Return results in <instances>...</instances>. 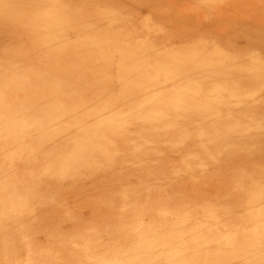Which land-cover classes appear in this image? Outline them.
Listing matches in <instances>:
<instances>
[{
  "label": "bare ground",
  "instance_id": "obj_1",
  "mask_svg": "<svg viewBox=\"0 0 264 264\" xmlns=\"http://www.w3.org/2000/svg\"><path fill=\"white\" fill-rule=\"evenodd\" d=\"M219 1L221 0H0V39L14 42L18 48L21 34H34L35 31L34 43L38 45L44 58V27L41 28L39 24L44 19L51 20L54 25L59 24V27L65 22L76 26L74 32H77V37L99 32L101 27L103 36L132 39L136 28L144 26L153 39L145 42L146 50L142 53L130 51L129 66L139 69L140 63H144L154 66L160 72H169L171 66L168 63L174 60L171 52L177 51L180 54L178 58L192 66L193 77L196 75L206 88L220 86L222 80L219 81V76H228L231 83L226 87L234 89L240 77L250 68L263 67L255 63L254 59L264 60V0H223L225 4L217 6ZM53 6L58 10H53ZM208 9L214 13L213 17ZM54 11H59V15L56 16ZM42 12L44 17L37 16ZM227 13H231V18H228ZM14 27L23 28L24 31L19 33ZM140 43L143 44V41ZM164 43L169 44L171 52L163 54L160 64L161 60H156L153 51L160 50ZM217 44L239 52L241 56L238 63L232 62L223 70L216 68L214 62H219L223 56V48ZM57 46L55 44L47 51L49 58L52 53L59 52ZM103 48L100 50L104 51ZM0 49L9 56L18 50L10 48L6 43H1ZM90 50L84 57H76L75 51H72L76 66L73 71L68 72L65 79L53 83L39 81L31 85L32 89L23 95L31 101L30 108L35 114L41 107L50 108L54 99L61 97L64 86L76 88L83 81L91 83L95 78H102L100 86H94V83L76 89L73 97L69 96V103H65L67 111L81 109L77 112L79 118L89 128H94L96 135L85 141L82 138L84 149L77 152L78 157L65 155L72 152L73 145L71 140L67 141L66 135L56 131L52 137H55L57 144L46 147L50 167L38 168L37 176L41 182L39 188H31L25 171L22 180L25 185L17 184L9 174L5 179H0V254L16 249L3 244L11 233H28L30 238L42 237L47 244H56L61 237H65V240L77 237L78 231L87 225L107 221L111 211H118L117 206H133L141 202L170 204L179 201L178 193L191 200L190 191H186L187 188L182 187V184L187 183L190 187V180L197 171L191 165L192 154L199 155L203 152L211 157L214 163L210 167L208 165L207 172L211 179L219 177L222 183H230L236 179V174H240V167H257L264 173V127L259 119L261 116L255 114V121L252 120L253 105L247 102L248 98L241 96V101H244L250 111L246 115L241 112L238 115L232 113L230 117L239 125L249 129L256 125L257 129L251 135H245L233 133L229 131L230 128L228 130L224 125L216 124L219 131H213L224 136L223 141L218 140L224 147V154L215 155L214 149L218 142L211 145L203 139L206 133L204 128L200 129L198 126L200 118L210 117V109L202 108L204 105L198 101V111L194 118V112L188 105L182 106L181 95L163 93L158 88H155V93H151L147 89L149 85L141 86L142 83L129 84L125 91L117 89L118 85L114 80L103 79L108 74L109 59L106 56L98 57L93 48ZM21 52V56L27 55V51ZM224 58L228 59V56L225 55ZM209 64H214V67L209 69ZM64 66L59 63L51 67V70L60 74ZM40 71L42 74L47 72L44 66ZM170 72L174 80H179L178 71ZM140 93L145 98L143 100L159 96L162 105L148 100L153 104L149 107L153 112L145 113L140 107L137 108L139 105L136 101L140 99ZM184 93L187 94L188 91L185 90ZM83 99L89 101L87 109L82 107ZM158 110L161 113V110L165 111L162 120H155L154 113ZM122 112L130 119L135 118L130 130L122 129L127 127H121L122 123L108 121L109 117H118ZM58 114L62 117V113ZM158 121H167L168 124L173 122V125L165 130L168 124L156 127ZM180 121H184L183 127ZM173 128L176 129L172 130ZM38 141L44 147V135ZM240 151L246 153L244 162L241 163L234 160ZM38 158L30 159L26 156L27 162L23 163L39 162ZM10 182H13V189L8 187ZM164 186L167 188L166 194L162 191ZM46 188L50 189L46 191ZM17 195L22 197L19 200V213L13 209ZM29 207L32 211L27 210ZM129 211L121 212L120 216L128 217L131 214ZM4 214L9 217L2 222ZM27 257L41 258L43 262L44 257L48 258L44 255L39 257L37 252H30Z\"/></svg>",
  "mask_w": 264,
  "mask_h": 264
},
{
  "label": "rangeland",
  "instance_id": "obj_2",
  "mask_svg": "<svg viewBox=\"0 0 264 264\" xmlns=\"http://www.w3.org/2000/svg\"><path fill=\"white\" fill-rule=\"evenodd\" d=\"M218 3L217 6L225 4L223 0ZM53 10L58 9L53 6ZM209 12L213 17L214 13L210 10ZM53 13L59 15V11ZM227 14L228 18H231V13ZM37 16L45 15L42 12ZM39 24L41 28L44 27V58L38 45L34 43L35 31L34 34L25 35L22 33L23 28L14 27L22 33L18 48L14 42L0 39V44L6 43L10 48L18 49L12 56L0 49V179H5L9 174L17 184L25 185L22 181L25 171L31 188L37 189L41 184L37 176L38 168L50 167L47 162L46 147L57 144L55 137H52L53 133L58 131L66 135L67 141L71 140L73 150L65 155L76 157L79 156L77 152H82L84 149L82 138L85 141L96 136L94 128H89L79 118L77 112L81 109L67 111L65 103H69V96L73 97L76 89L94 83H96L94 86H100L102 78L99 80L95 78L91 83L83 81L76 88L64 86L60 93L61 97L54 99L50 108L41 107L35 114L30 108L31 101L23 97L32 89L31 85L39 81L53 83L65 79L68 72L73 71L76 66L72 51H75L76 57H84L85 53L93 48L98 57L106 56L109 59L108 74L103 79L114 80L116 86L118 85L117 89L122 91H125L129 84L142 83L141 86L149 85L147 89L151 93H155V88H158L163 93L181 95L182 106L188 105L194 112V118L198 111L197 102L200 101L204 105L202 108L211 111L210 117L203 116L199 119L198 125L200 129L204 128L203 131L206 133L203 139L211 145L219 139L223 141L224 138L223 134H216L213 131H219L216 129V124L230 128L231 130H228L233 133L245 135H251L252 131L257 129L256 125H252L249 129L231 120L232 113L238 115L241 112L246 115L250 111L244 101H241V96L248 98L247 102L253 105L252 120L255 121V114L261 116L259 119L262 120L264 127V60L262 59L257 58L254 61L263 67L258 66L259 70L250 68L240 77L234 89L226 87L231 83L228 76H219V81L222 80L220 86L206 88L196 75L193 77L192 66L190 67L188 62L181 61L177 51L171 52L167 43L162 44L160 50L154 49L153 56L156 60H161V64L163 54L171 52L174 60L168 63L171 66L169 72H160L154 66L144 63H140L139 69L129 66L130 51L142 53L146 50L145 42L153 39L144 26L137 27L136 30L139 31L135 30L133 38L128 39L123 36L112 38L103 36L101 27L99 32L77 37V32H74L76 26L67 22L59 27V24L54 25L51 20L44 19L39 21ZM155 26L159 28L158 25ZM141 41L143 44L140 43ZM55 44L58 45L59 52L52 53L50 55L52 57L49 58L47 51ZM217 46L223 48V56L219 62H214L216 68L223 70L232 62L238 63V58L241 56L239 52L221 44ZM100 48L105 50L101 51ZM21 50L27 51V55L21 56ZM225 55L228 59L224 58ZM59 63L65 65L62 73L52 72L51 67ZM214 64H209V69H212ZM43 66L47 72L42 74L40 70ZM170 71H178L179 80H174ZM185 90L188 91L187 94L184 93ZM228 90L230 92H227ZM143 99L145 98H142L140 93L141 101L137 100L139 106H136L145 113L153 112L149 108L153 104L147 102L148 100L162 105L159 96ZM62 101L64 104H61ZM82 107L86 109L89 107L87 99H83ZM161 111L162 113L159 110L154 113L155 120L163 119L165 111ZM58 113H62V117ZM134 119L128 118V115L123 113L118 117H109L108 121L122 123L121 127L127 126L122 129L130 130ZM180 122L183 127L184 121ZM164 123L168 124L167 121L161 123L158 121L155 126L164 127ZM171 124L173 125V122H170L165 130H169ZM42 135H44V147L38 141ZM223 149L224 147L218 142L214 154L222 156ZM245 155V152L240 151L234 160L244 162ZM26 156L30 159L39 157L40 161L24 164L27 162ZM190 159L191 165L196 167L197 171L190 180L191 186L188 187L186 183L182 184V187L190 191L191 200L186 195L178 193L179 201L170 204L141 202L133 206L130 204L121 205L120 208L117 206L118 211H111L107 221L102 220L87 225L78 231L77 237H72L70 240L61 237L56 244H47L42 237L30 238L28 233H11L3 244L16 249L1 253L0 264H167V262L170 264H264V173L257 167H240L238 169L240 174H236V179L234 178L230 183H222L219 177L211 179L207 172L208 165L210 167L214 163L211 157L201 152L199 155L192 154ZM200 161L203 164L200 165ZM8 187L13 189V182L8 183ZM165 187L162 189L164 194L167 193ZM48 189L50 188H46V191ZM21 198L20 195L15 196L13 209L18 213L21 211L19 201ZM27 210L32 211L31 207ZM127 210L131 213L128 217L120 216L121 212ZM8 217L4 214L1 221ZM30 252L33 254L37 252L39 257L44 255L48 258L44 257L43 262L41 258L27 257Z\"/></svg>",
  "mask_w": 264,
  "mask_h": 264
}]
</instances>
